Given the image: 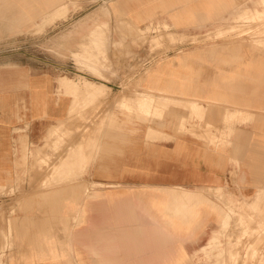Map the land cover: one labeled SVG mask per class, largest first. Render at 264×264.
Segmentation results:
<instances>
[{
  "label": "crops",
  "instance_id": "obj_1",
  "mask_svg": "<svg viewBox=\"0 0 264 264\" xmlns=\"http://www.w3.org/2000/svg\"><path fill=\"white\" fill-rule=\"evenodd\" d=\"M63 1L0 0V33L2 25L27 30L36 18L48 31L46 62L0 64V264H232L247 244L223 237L243 236L264 207V54L249 57L226 39L160 56L140 43L148 29L196 37L262 10L243 0H109L95 19L69 24L53 17L69 10ZM94 28H104L103 46L78 96L101 109L79 119L70 115L79 82L72 62ZM126 53L153 58L132 79L143 78L136 94L120 75ZM103 57L110 70L99 69ZM142 95L150 116L123 110L120 118ZM57 133L63 162L45 164ZM59 166L83 174L57 184L46 176Z\"/></svg>",
  "mask_w": 264,
  "mask_h": 264
},
{
  "label": "rangeland",
  "instance_id": "obj_2",
  "mask_svg": "<svg viewBox=\"0 0 264 264\" xmlns=\"http://www.w3.org/2000/svg\"><path fill=\"white\" fill-rule=\"evenodd\" d=\"M107 1L109 0H65L63 1V3H69V10L66 13L64 11L55 12V15L53 17L62 19L63 21H67L69 24H75V22L82 18H89V20L90 18L95 19L94 12L97 9H100L102 4L105 5ZM243 1L248 3V7H260L262 11H259V15L256 16L255 19L247 18V20H236L232 17L230 20L223 22L221 25H217L215 31H213L212 33L196 37H175L171 34V32H168L166 27V29H161L160 27L148 29L141 35L140 52L144 50V47L149 46L152 55L160 56L188 46L190 47L208 43H215L226 39L227 41H229V43H232V49L237 48L238 50L240 49L242 51H246L249 57L251 56L250 53H252L253 55H256V53H259V55L264 54V4H255L254 2H258V0ZM72 3H74L75 6H73ZM101 12H103L102 18L107 20L109 17L108 9L104 7ZM233 12L242 13L243 10ZM2 23H4V19L2 20ZM40 23V19L36 18L29 29L26 30L24 28L16 34L10 33L8 30V26L5 27L4 25H2V33H0V64L8 63L9 65H11L12 63L15 64L23 62L25 65H30L32 62H46L47 44L44 40H46L48 31L47 26L42 27V30L39 31L38 24ZM103 29L104 28H94L89 34L90 37L88 39V42L82 44L80 47V51L73 56L72 75L73 78L79 81L78 83L72 82L73 88H75L77 91L74 93H77V95L75 96L74 105L70 110V115L75 118H89V116L87 117L86 112L90 109L92 112L90 118H95L96 110L101 109H96V107L89 108V104L86 103L81 104L79 101L78 92L81 82H84L83 84L87 82V80L80 77V75L82 73L91 75V73L86 68L95 66V64H97V57H99V54L102 50L101 48L103 46V43L97 42V39L100 35L104 34ZM105 34H107V31H105ZM171 37L174 38V40H172ZM114 46L117 50L121 49L118 45ZM81 52L83 56L82 59L80 56ZM143 56V54L137 53H126V55H120V75L124 78L129 79L130 82L133 83L135 94L138 92L143 78L142 76H138L139 78L137 77L138 79L136 78L134 82L132 81V79L135 77V75H143V73L145 72V68H147L150 62L153 61V58H145ZM248 60L251 61L250 59ZM101 61L102 65H99V69L101 68L104 71L111 69L108 59L103 57ZM95 77L100 78V76ZM103 90L101 91V93H99V96H105V91ZM93 93L95 94L96 90H93ZM143 97L144 96L142 95L140 98L135 100L137 106H121L120 118H122L121 116L123 110L130 111L132 118H143V115L151 114L154 106H148V104H152V101L142 100ZM166 108L167 106H164L163 110ZM158 109L156 108V111H159ZM99 111L100 110H98V112ZM86 127L88 128L84 130L85 132L89 131L88 129H90L89 126L86 125ZM56 136L57 142H55L54 146L52 147L53 154H46L40 159V161L45 164L51 162H63V136L61 135V139H59L60 135L58 133L56 134ZM86 147L90 146L87 145ZM81 148V146L76 148L78 152V158L81 157L84 159V161L88 162ZM77 152L73 151L71 157H75V155H77ZM94 152L95 151L93 150V153ZM25 161L27 162V160ZM30 161H33V156H30ZM73 162L75 161L73 160ZM61 168L62 167L59 166L53 172H48L46 177L51 178L57 184H60L63 179H70L71 177L79 178L83 174V172L81 171L77 172V175L65 176L66 172L62 171ZM23 178H31V173L25 172ZM12 189H9V194L14 193L15 189L17 188ZM21 189L22 188L18 187V191H21ZM254 214H256V218L254 217L248 220V223H246V225L248 226L244 228L243 236H240L238 234H231L229 236L223 237V239H225V242L236 244L237 246L234 248L239 249L243 243L247 244V247H245L247 248L246 251L240 252L238 250L236 251L238 256H231L233 258L231 261L232 264H263L264 262V252L261 251L264 247V207L262 210L259 209V213L255 211ZM229 223V219H226L223 226L224 230L229 226ZM237 225L243 226L244 221L242 219H239ZM248 227L254 228L253 233L250 232L249 234H247ZM217 241L218 236H216V238L212 240V242L214 243Z\"/></svg>",
  "mask_w": 264,
  "mask_h": 264
},
{
  "label": "bare ground",
  "instance_id": "obj_3",
  "mask_svg": "<svg viewBox=\"0 0 264 264\" xmlns=\"http://www.w3.org/2000/svg\"><path fill=\"white\" fill-rule=\"evenodd\" d=\"M7 22V21H6ZM31 104V103H30ZM91 112V111H90ZM97 115V114H96ZM80 119V118H79ZM74 127H76V126H74ZM80 127V126H79ZM89 130V129H88ZM70 145V144H69ZM68 146V145H67ZM42 165V164H41ZM46 168V167H45ZM34 174V173H33ZM59 179V178H58ZM37 181V180H36ZM25 187V186H24ZM23 187V188H24ZM22 190V189H21ZM28 193V192H27ZM47 193V192H46ZM54 198V197H53Z\"/></svg>",
  "mask_w": 264,
  "mask_h": 264
}]
</instances>
